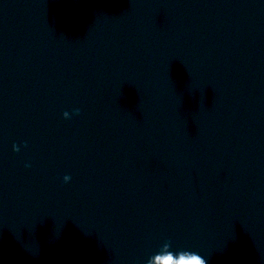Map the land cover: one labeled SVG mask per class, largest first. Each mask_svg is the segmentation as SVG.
I'll return each instance as SVG.
<instances>
[{
	"label": "water",
	"instance_id": "water-1",
	"mask_svg": "<svg viewBox=\"0 0 264 264\" xmlns=\"http://www.w3.org/2000/svg\"><path fill=\"white\" fill-rule=\"evenodd\" d=\"M0 264H264V0H0Z\"/></svg>",
	"mask_w": 264,
	"mask_h": 264
}]
</instances>
